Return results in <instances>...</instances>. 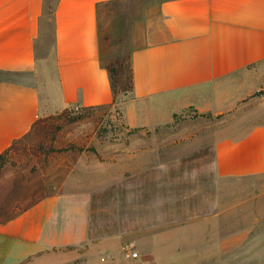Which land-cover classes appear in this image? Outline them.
<instances>
[{"label":"crops","instance_id":"1","mask_svg":"<svg viewBox=\"0 0 264 264\" xmlns=\"http://www.w3.org/2000/svg\"><path fill=\"white\" fill-rule=\"evenodd\" d=\"M108 41L141 42L130 52L131 124H168L188 107L214 115L241 111L242 127L214 142L206 174L227 185L264 178V93L255 96L264 91V0H0V74L14 76L0 77V154L39 119V90L30 78L51 49L62 106L113 105ZM24 192L0 219V264H129L121 234H99L91 223L88 190L51 189L22 209L32 190ZM205 192L217 196L214 186ZM248 192L235 198L226 187L220 199L204 202V223L215 235L218 227L245 223L246 207L261 211L246 223H264V183ZM107 254L112 259L101 262ZM254 258L264 263V248Z\"/></svg>","mask_w":264,"mask_h":264},{"label":"rangeland","instance_id":"2","mask_svg":"<svg viewBox=\"0 0 264 264\" xmlns=\"http://www.w3.org/2000/svg\"><path fill=\"white\" fill-rule=\"evenodd\" d=\"M140 45L114 47L107 42L106 65L125 63L118 77L121 103L95 108L61 105L51 49L46 63L30 78L39 90V119H47L50 136L37 142L26 136L1 174L0 219L24 199V190L32 192L22 209L54 194L51 189L88 190L91 223H98V233L121 234L126 244L139 250L141 264H149V254L155 256L151 264H264L254 258L264 248V239L256 242L264 237V223H246L261 212L259 206L246 207L245 223L218 227L217 235L204 223L209 217L205 201L220 199L226 187L242 198L264 183V178H251L227 185L206 174L214 142L242 127V112L214 115L188 107L168 124H131L126 111L132 101L128 65L131 49ZM41 143L46 150L40 149ZM211 186L217 196L202 193ZM242 235L247 237L241 243H223Z\"/></svg>","mask_w":264,"mask_h":264},{"label":"trees","instance_id":"3","mask_svg":"<svg viewBox=\"0 0 264 264\" xmlns=\"http://www.w3.org/2000/svg\"><path fill=\"white\" fill-rule=\"evenodd\" d=\"M47 10H48L49 14L52 15V10H51L50 6H48ZM105 67L111 75V84H112L113 93H114V102H113L112 106H116L117 104L121 103V101L118 97L117 87L120 84L118 77L119 76L122 77V75L124 74V72L126 70L125 63H124V61H116L114 63H109V64L105 65ZM128 71H129V84H130L129 85L130 91H128V93H130V95L132 96L130 100H133L134 99L133 75H132L131 61H130V65H128ZM68 107H72V106H68ZM73 112L70 111L71 114ZM68 115L69 114H66V116H68ZM47 127H48L47 119L40 118L37 120L35 126L33 127V129L31 130V132L28 135H32L33 140L35 142H37L38 140H40V141L44 140L46 136L49 139L50 133L47 132L48 131ZM25 138H23L19 141H16L9 149H7L6 151H4L3 153L0 154V176L4 172L8 163L11 161L12 156L19 152V149H20L19 147ZM39 147L41 150H46V146L42 143L39 145Z\"/></svg>","mask_w":264,"mask_h":264},{"label":"built area","instance_id":"4","mask_svg":"<svg viewBox=\"0 0 264 264\" xmlns=\"http://www.w3.org/2000/svg\"><path fill=\"white\" fill-rule=\"evenodd\" d=\"M122 257L129 264H141L140 253L137 250L136 246L132 243H127L122 247ZM112 259L111 254H107L101 258V262Z\"/></svg>","mask_w":264,"mask_h":264}]
</instances>
